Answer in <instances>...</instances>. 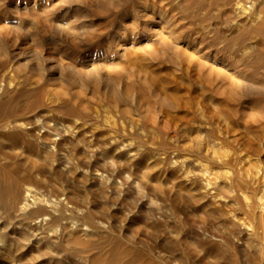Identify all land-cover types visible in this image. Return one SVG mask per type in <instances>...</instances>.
<instances>
[{"label": "rangeland", "instance_id": "1", "mask_svg": "<svg viewBox=\"0 0 264 264\" xmlns=\"http://www.w3.org/2000/svg\"><path fill=\"white\" fill-rule=\"evenodd\" d=\"M243 1L0 0V264H264V1Z\"/></svg>", "mask_w": 264, "mask_h": 264}, {"label": "bare ground", "instance_id": "2", "mask_svg": "<svg viewBox=\"0 0 264 264\" xmlns=\"http://www.w3.org/2000/svg\"><path fill=\"white\" fill-rule=\"evenodd\" d=\"M244 1H250V0H244ZM244 1H243V2H244ZM254 1H255V0H254ZM263 1H264V0H263ZM240 2H241V0H240ZM237 3H238V0H237ZM260 3H261V2H260ZM241 4H242V3H241ZM243 5H244V4H243ZM249 5H250V4H249ZM261 5H262V3H261ZM250 6H251V5H250ZM256 6H257V5H256ZM253 7H254V6H253ZM234 9H236L239 13H241L242 15H244L245 17H247V18L249 19V21H250V19H251V20H257V18L259 17L258 14H256L257 10H259V9L255 10V11H254L255 13H253V14H250V13L247 14V13L245 12V10H244L241 6H239V4H237L236 8H234ZM249 9H250V8H249ZM234 12H236V11H234ZM238 12H237V14H238ZM259 12H261V11H259ZM262 13H263V11H262ZM241 14H240V16H241ZM262 15H263V14H262ZM259 18H262V17L260 16ZM262 21H263V20H262ZM258 22L260 23V21H258ZM254 31H255V30H254ZM243 55H244V54H243ZM209 147H210V146H209ZM244 148H245V147H244ZM211 150H212V149H211ZM231 151H232V150H231ZM236 151H237V150H236ZM236 151H235V152H236ZM215 152H216V151H215ZM130 153H131V152H130ZM228 154H230V153L228 152ZM228 154H227V157H228ZM211 157L214 158L215 156H211ZM185 158H186V157H185ZM191 158H192V156H191ZM180 159H181V158H180ZM195 159H196V158H195ZM206 159H208V157H206L205 160H206ZM229 159H231V158H229ZM236 159H237V158H236ZM238 159H239V158H238ZM214 160H215V158H214ZM216 160H217V159H216ZM208 161H210V160H208ZM208 161H207V162H208ZM187 162H188V161H187ZM189 162H190V161H189ZM183 163H184V162H183ZM185 163H186V162H185ZM204 163H205V162H204ZM209 163H210V162H209ZM225 163H226V162H225ZM250 164H251V163H250ZM186 165H187V163H186ZM188 165H189V164H188ZM203 165H204V164H203ZM211 165H212V164H211ZM208 166H210V165H208ZM223 166H224V165H223ZM231 166H232V165H231ZM237 166H238V165H237ZM182 167H183V166H182ZM199 167H200V166H199ZM199 167L196 166V168H198V169H199ZM232 167H233V166H232ZM184 168H185V167H184ZM187 168H188V167H187ZM207 169H209V168L207 167ZM207 169H206V168H203V166H201V167H200V173L203 174L204 171H207ZM227 169H228V168H227ZM238 169H239V168H238ZM242 169H243V168H242ZM182 170H183V169H182ZM188 170H189V169H188ZM188 170H186V171H188ZM186 171H185V172H186ZM237 171H238V170H237ZM193 172H194V171H193ZM198 172H199V171H198ZM194 173H195V172H194ZM196 173H197V172H196ZM200 173H199V174H200ZM225 173L227 174L228 172H225ZM182 174H183V173H182ZM190 174H191V173H190ZM192 174H193V173H192ZM207 174H209V173L207 172ZM217 174H219V173H217ZM203 175H204V174H203ZM203 175H202V176H203ZM98 176H99V175H98ZM182 176H184V175H182ZM217 176H218V175H217ZM222 176H223V175H222ZM224 176H225V175H224ZM228 176L231 177V175H229V173H228ZM228 176H227V177H228ZM227 177H226V178H227ZM194 178H196V177H194ZM198 178H199V177H198ZM214 178H215V177H214ZM226 178H225V180H226ZM244 178H245V176H244ZM248 178H249V176H248ZM196 179H197V178H196ZM196 179H195V180H196ZM200 179L202 180V179H204V178H200ZM217 179H218V177H217ZM261 179H262V178H261ZM192 180H193V179H192ZM195 180H194V181H195ZM197 180H198V179H197ZM197 180H196V184H197ZM218 180H220V179H218ZM218 180H216V181H214V182H217ZM243 180H244V182H245V179H243ZM250 180H253L252 183H254V180H255V179H254L253 177H251ZM262 180H263V179H262ZM204 181H205V184H204V186H203L202 189H204L203 191H205V192H207L208 190L210 191V189L212 188V186H215V187L217 186V187H218V185H219L220 188H222V189H226V191L229 190V185H228L227 183L216 184V183L211 182V180L208 179V178H205ZM241 181H242V180H241ZM246 181H249V180H246ZM190 182H191V181H190ZM199 182H200V181H199ZM231 182H232V181H231ZM236 182H237V181H236ZM256 182H258V179L256 180ZM256 182H255V184H256ZM186 183H187V182H186ZM239 183H240V182H239ZM245 183H246V182H245ZM249 183H250V181H249ZM249 183H246V186H248L247 184H249ZM263 183H264V182H263ZM263 183H262V184H263ZM194 184H195V183H193L192 185H194ZM196 184H195V185H196ZM199 184H201V183H199ZM257 184H258V185H261V184H259V182H258ZM182 185H183V184H182ZM197 185H198V184H197ZM258 185H257V186H258ZM189 186L191 187V185H189ZM240 186L242 187V185H240ZM249 186H251V185H249ZM200 187H201V185H200ZM200 187H199V188H200ZM244 187H245V185H244ZM255 187H256V186H255ZM255 187H254V188H255ZM258 187H259V186H258ZM195 188H196V187H195ZM250 188H251V187H250ZM256 188H257V187H256ZM196 189H197V188H196ZM196 189H195V190H196ZM200 189H201V188H200ZM200 189H199V190H200ZM202 189H201V190H202ZM216 189H217V188H216ZM216 189H215V190H216ZM244 189H245V188H244ZM247 189H248V187H247ZM213 190H214V189H213ZM213 190H212V191H213ZM215 190H214V191H215ZM249 190H250V189H249ZM197 191H198V189H197ZM203 191H201V193H202ZM229 191H230V190H229ZM263 191H264V190H262V192H263ZM215 192H217V191H215ZM223 192H224V191H223ZM227 192H228V191H227ZM230 192H231V191H230ZM198 193H199V192H198ZM228 193H229V192H228ZM32 194H33V189H32V187H30V186H26L25 189L23 190V194H22V200H23V201H22V202H24V203L26 204L28 201H30V200H28V199H31V200H32V198H33V197H32V196H33ZM204 194H205V193H204ZM23 195H24V197H23ZM207 195H208V193H207ZM207 195H206V196H207ZM210 195H212V194L210 193ZM255 195H256V194H255ZM31 197H32V198H31ZM196 197H197V196H196ZM208 197H209V196H208ZM208 197H207V198H208ZM210 197H211V196H210ZM210 197H209V198H210ZM261 197H262V199H263V197H264L263 194H262ZM201 198H202V197H201ZM211 198H212V197H211ZM234 198H235V197H234ZM203 199H206V198H203ZM226 199H227V198H226ZM236 199H237V198H236ZM253 199H254V197H253ZM259 199H260V198H259ZM262 199H261V200H262ZM231 200H232V199H231ZM150 201H152V200H150ZM229 201H230V200H229ZM229 201H228V202H229ZM246 201H247V200H246ZM259 202H260V200H259ZM262 203H263V202H262ZM22 204H23V203H22ZM33 204H34V202H33ZM31 205H32V204H31ZM206 205H207V204H206ZM247 205H248V204H247ZM237 206H238V205H237ZM23 207H24V206H23ZM203 207H204V206H203ZM231 207H232V206H231ZM251 207H252V206H251ZM259 207H260V206H259ZM24 208H25V207H24ZM226 208H227V207H226ZM249 208H250V207H248L247 209H249ZM249 210H252V209H249ZM254 210H255V209H254ZM247 211H248V210H247ZM222 212H223V211H222ZM222 212H221V213H222ZM224 213H226L225 215H227V212H226V211H225ZM229 213H230V212H229ZM247 213H248V212H247ZM249 213H251V212H249ZM222 214H223V213H222ZM255 214L257 215L256 212H255ZM230 215H231V214H230ZM222 216H224V215H222ZM259 216H260V215H259ZM261 216H262V215H261ZM261 216H260V219H261ZM262 217H263V216H262ZM225 218H226V217H225ZM227 218H228V217H227ZM233 218H234V217H233ZM253 218H254V217H253ZM260 219H259V220H260ZM234 220H235V219H234ZM240 221H241V220H240ZM232 223H233L234 225L237 224V222H236V223H235V222H232ZM238 223H239V222H238ZM240 223H242V221H241ZM243 223H244V222H243ZM233 224H232V225H233ZM244 224H245V223H244ZM234 225H233V226H234ZM249 225H250V224H249ZM256 225H257V224H256ZM236 226H237V228L240 227V226H238V225H236ZM245 226L247 227L246 229H249V228H248L249 226H247V225H245ZM261 227L264 229V224H263V226H261ZM261 227H260V229H261ZM238 229H239V228H238ZM242 229H244V228H242ZM249 230H250V229H249ZM247 231H248V230H247ZM250 231H251V230H250ZM257 231H258V230H257ZM257 231H256V232H257ZM259 231H260V230H259ZM256 232H255V233H256ZM261 232H262V231H261ZM249 233H250V232H249ZM255 233H253V234L255 235ZM251 234H252V233H251ZM251 234H250V236H251ZM262 234H264V232H263ZM262 234H261V236L258 234V236H260V237L262 238ZM256 236H257V234H256ZM204 237H205V236H204ZM213 238H214V237H213ZM263 239H264V238H263ZM263 239H261V240H263ZM259 242H260V241H259ZM253 243H254V242H253ZM260 244H261V243H260ZM252 246H253V245H252ZM263 250H264V249H262V251H263Z\"/></svg>", "mask_w": 264, "mask_h": 264}]
</instances>
